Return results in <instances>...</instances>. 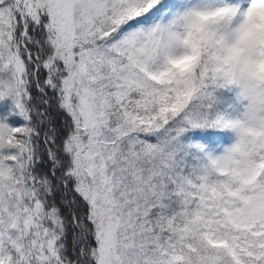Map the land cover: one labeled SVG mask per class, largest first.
Returning a JSON list of instances; mask_svg holds the SVG:
<instances>
[{"label": "snow or ice", "instance_id": "obj_1", "mask_svg": "<svg viewBox=\"0 0 264 264\" xmlns=\"http://www.w3.org/2000/svg\"><path fill=\"white\" fill-rule=\"evenodd\" d=\"M0 264H264V0H0Z\"/></svg>", "mask_w": 264, "mask_h": 264}]
</instances>
